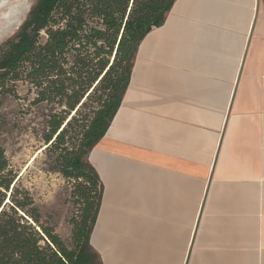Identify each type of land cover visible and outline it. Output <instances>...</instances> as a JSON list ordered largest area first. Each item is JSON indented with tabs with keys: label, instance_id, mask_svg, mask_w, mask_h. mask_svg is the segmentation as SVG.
Wrapping results in <instances>:
<instances>
[{
	"label": "crops",
	"instance_id": "obj_1",
	"mask_svg": "<svg viewBox=\"0 0 264 264\" xmlns=\"http://www.w3.org/2000/svg\"><path fill=\"white\" fill-rule=\"evenodd\" d=\"M170 11L90 153L91 244L102 264H264V0Z\"/></svg>",
	"mask_w": 264,
	"mask_h": 264
},
{
	"label": "trees",
	"instance_id": "obj_2",
	"mask_svg": "<svg viewBox=\"0 0 264 264\" xmlns=\"http://www.w3.org/2000/svg\"><path fill=\"white\" fill-rule=\"evenodd\" d=\"M176 1L38 0L15 37L0 45V106L23 83L34 90V104L59 106L44 122L45 170L72 183L81 207L70 249L42 223L0 143V264L100 261L90 243L104 188L89 154L120 109L141 42L165 24Z\"/></svg>",
	"mask_w": 264,
	"mask_h": 264
},
{
	"label": "rangeland",
	"instance_id": "obj_3",
	"mask_svg": "<svg viewBox=\"0 0 264 264\" xmlns=\"http://www.w3.org/2000/svg\"><path fill=\"white\" fill-rule=\"evenodd\" d=\"M37 1L9 0L0 8V45L15 37ZM16 91L17 95L8 93L2 98L0 143L21 185L31 191L40 209L42 223L52 227L65 241L67 247L72 249L75 247L72 219L79 215L81 207L74 203L72 183L60 173L45 170V157L42 151L45 145L41 139L45 130L44 122L49 114L60 110L59 106L34 104L36 94L28 84H19ZM88 161L94 164L90 154ZM90 245L98 252L91 243ZM95 264H102V258L100 257V261Z\"/></svg>",
	"mask_w": 264,
	"mask_h": 264
},
{
	"label": "bare ground",
	"instance_id": "obj_4",
	"mask_svg": "<svg viewBox=\"0 0 264 264\" xmlns=\"http://www.w3.org/2000/svg\"><path fill=\"white\" fill-rule=\"evenodd\" d=\"M8 1H9V0H4L3 2H0V8H1L2 6H4L5 3H7ZM10 4H11V3H10ZM10 4H9V5H10ZM9 5H8V6H9ZM11 6H12V5H11ZM4 14H5V13H4ZM39 152H40V151H39ZM109 160H110V159H109ZM109 160H108V161H109ZM32 161H34V158L32 159ZM102 162H103V161H102ZM99 163H100V162H99ZM106 163H107V161H106ZM99 165H100V164H99ZM104 166H105V165H104ZM107 167H108V166H107ZM108 169H109V168H108ZM111 174H112V173H111ZM125 174H126V173H125ZM124 184H125V183H124ZM111 186H112V185H111ZM111 186H110V187H111ZM107 187H108V186H107ZM111 188H112V187H111ZM109 191H110V190H109ZM108 194H109V192H108ZM112 196H113V195H112ZM112 196H111V197H112ZM114 196H115V195H114ZM108 197H109V196H108ZM112 199H113V198H112ZM109 202H110V200H109ZM110 209H111V208H110ZM107 212H108V211H107Z\"/></svg>",
	"mask_w": 264,
	"mask_h": 264
}]
</instances>
